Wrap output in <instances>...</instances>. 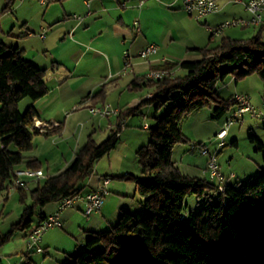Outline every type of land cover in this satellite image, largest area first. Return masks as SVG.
Returning a JSON list of instances; mask_svg holds the SVG:
<instances>
[{"label": "trees", "instance_id": "1", "mask_svg": "<svg viewBox=\"0 0 264 264\" xmlns=\"http://www.w3.org/2000/svg\"><path fill=\"white\" fill-rule=\"evenodd\" d=\"M14 1L6 0L2 11L9 10ZM262 29L264 25L245 39L221 37L214 46L198 48L199 59L158 66H178L183 74L131 81L151 88L154 94L119 112L118 131L121 121L141 105L152 104L155 112L166 106L162 114L154 115L147 143L136 150L144 178L134 179L144 213L136 217L122 210L109 228L89 231L83 249L67 254L61 264H264V171L244 184H223L219 191L215 182L186 175L171 159L174 144L186 141L180 124L187 115L212 101L213 118L219 119L235 106L233 96L225 99L217 94V85L227 74L235 81L251 72L264 79ZM44 73L19 47L0 43V199L6 198L15 169L40 168L38 160L27 153L33 148L32 138L46 132L33 126L39 117L35 106L28 104L20 111L19 104L24 98L35 100L47 92ZM173 92L179 97L174 98ZM118 138L111 132L96 142L89 135L62 170L33 186L18 187L21 215L0 234V244L18 230L28 229L29 233L45 216L38 213L32 222L36 209L81 193L95 162L116 146ZM249 138L257 143L264 161V143L254 135ZM187 195L200 201L199 209L185 211Z\"/></svg>", "mask_w": 264, "mask_h": 264}, {"label": "crops", "instance_id": "2", "mask_svg": "<svg viewBox=\"0 0 264 264\" xmlns=\"http://www.w3.org/2000/svg\"><path fill=\"white\" fill-rule=\"evenodd\" d=\"M215 1L217 10L200 19L189 15L183 6L174 5L177 0H15L9 10L0 12V43L19 47L25 58L45 69L43 81L47 92L26 103V106L33 104L39 113L34 122L48 126L46 134H41L48 136L46 139L56 136L55 143L60 144L56 153L64 158L58 165L54 162L53 171L48 173L51 157L47 158L45 149H38L40 141L34 145L33 139L35 150L27 154L38 160L45 176L57 173L72 161L75 151H70L69 144H63V141L74 136L72 132L76 126L94 128L95 123L99 127L105 122L104 125L110 128L112 121H116L117 116L114 115L102 117L90 113V106L107 103L123 109L138 103L153 90L133 85L131 81L154 67L196 60L200 54L191 51L210 46L204 38L206 32L207 39L213 37L208 26L218 25L232 17L246 18L250 15L245 8L247 0ZM5 3L6 0H0L2 10ZM235 5L239 6L232 8ZM161 13L167 15H164L165 20L160 18ZM215 15L217 21H213ZM134 21H138V31L134 28ZM261 25L264 23L248 27ZM151 42L157 43V53L147 59L140 58L138 51ZM123 50H128L131 55V70L125 74H122ZM174 70L175 75L183 74L178 66ZM241 90L235 89L230 97L235 93H246L245 89ZM262 95L264 91L251 103L258 105ZM66 131L69 133L64 136ZM66 152L69 153L67 157L64 156ZM41 156H45L46 168L42 165ZM20 168L25 167L17 169ZM102 176L96 173L92 178L90 175L83 183L82 192L94 189ZM8 196L9 193L6 198ZM79 203L82 209L83 205ZM45 207L37 214L53 213L57 203Z\"/></svg>", "mask_w": 264, "mask_h": 264}, {"label": "rangeland", "instance_id": "3", "mask_svg": "<svg viewBox=\"0 0 264 264\" xmlns=\"http://www.w3.org/2000/svg\"><path fill=\"white\" fill-rule=\"evenodd\" d=\"M234 4V3H233ZM181 5V0H177L176 4ZM233 6L232 8H236ZM0 4V12H2ZM186 13V12H185ZM161 13L160 18L165 20V15ZM195 20V19H193ZM197 20H195L196 22ZM213 21H217V16H213ZM200 23V21H197ZM259 31L258 28L248 26H229L222 30L219 35L208 38L205 35L207 45H216L221 37L229 36L231 38H248ZM261 38H264V29H262ZM208 40V42H207ZM185 42V41H184ZM181 42V43H184ZM191 52H197L198 49ZM201 57V54L198 58ZM197 58V59H198ZM226 84L225 87L223 84ZM235 89L242 91L251 96V101L256 100L261 91H264V79H261L256 72L248 73L237 80L231 73L224 77L222 82L217 85V94L222 98H229L230 93ZM174 98L179 95L172 93ZM145 97V96H144ZM29 99H23L19 104L22 111L26 107ZM125 100V99H124ZM209 101L204 107L191 112L181 121V131L186 141H180L174 144L171 149V159L178 169L189 176L206 178L205 166L209 156L216 152V159L220 172L223 175V183L230 185H240L247 182L248 179L256 176L264 171V161H262V152L257 150V143L250 140L249 135H254L260 142L264 143V117H253L249 114L244 115L243 123H234L227 130L229 133L224 137V144L218 147V140L215 137V131L227 117L228 113L223 114L219 119L213 118V105ZM111 106L115 107V105ZM127 106V105H126ZM166 106H160L155 112L152 104H143L133 114L126 117V125L122 126L119 131L120 136L114 148L102 155L93 166V175L98 173L106 175L110 178L108 183V193L103 197V202L98 214L92 213L89 216L83 215L80 203L76 202L72 207H66L62 210L60 220L62 225L47 229L41 236L39 245L41 252H35L27 249L26 238L27 230H18L10 238L0 244V264H61L67 254L74 253L83 249L84 241L89 231H99L109 228L117 220L122 210H127L140 217L144 213V207L141 203V197L136 190L135 179L144 178L141 173L140 164L136 154L137 147L145 145L149 138L150 129L154 126V115L162 114ZM84 112V111H83ZM112 116V115H111ZM148 123V127H143V122ZM116 124V121H112ZM84 123V122H82ZM102 122L98 127L94 124V128L78 125L73 137H68L63 144H69L70 151H76L81 147L89 135L96 141L100 142L112 132L111 128ZM69 132H64V136ZM72 135V134H71ZM48 136L37 134L34 136V145L36 141H40L38 148L40 151L45 149L47 158L51 157L48 165V173H51L54 162L56 165L63 162V157L56 153V136L52 139ZM52 140V143H51ZM235 141V143H232ZM46 144V145H45ZM33 148L35 150V146ZM200 145H206L209 148L208 153L200 151ZM65 152V151H64ZM68 152V151H67ZM67 152L65 157L69 155ZM71 154V153H70ZM67 159V158H66ZM43 167H47L45 156H41ZM95 177V176H94ZM33 182L29 180V186ZM224 187V186H223ZM7 198L0 199V233H5L10 225L17 222L21 215L22 203L20 201V192L18 190H10ZM7 196V195H6ZM28 199V200H27ZM27 203L29 198H27ZM55 202L45 204V208L54 205ZM185 211H196L200 208L201 203L194 195H187L184 200ZM32 217V222L36 219L37 211ZM46 210V209H45Z\"/></svg>", "mask_w": 264, "mask_h": 264}, {"label": "built area", "instance_id": "4", "mask_svg": "<svg viewBox=\"0 0 264 264\" xmlns=\"http://www.w3.org/2000/svg\"><path fill=\"white\" fill-rule=\"evenodd\" d=\"M184 10L195 19H200L203 16L217 10L218 5L215 0H181ZM245 8L249 12V17H232L224 20L215 26H208V30L211 36L219 35L223 29L229 26H258L264 23V0H247L245 3ZM75 16V15H74ZM76 17V16H75ZM134 28L138 31L139 24L138 21H134ZM43 36V33H41ZM158 45L157 43H148L143 46L137 53L140 58L147 59L149 56L157 53ZM131 55L128 50H123L124 66L122 68V74L131 70ZM175 76L174 68H152L148 70L142 78L148 80H158L162 78H168ZM154 92L147 93L146 97L153 96ZM233 98L236 102L234 108L228 113V117L222 122L220 128L216 131L215 137L218 140L217 146L222 147L225 145L224 137L226 136L228 128L234 123H242L245 114H249L253 117H264V95L258 105L251 103L250 97L246 93H235ZM122 109L119 107H113L110 104H100L89 107V111L92 114H97L99 116H118ZM124 120L121 121L120 125H124ZM59 124L56 123V126ZM40 133L47 132V124L36 123L33 124ZM143 127H148L147 121L143 122ZM116 135H119L117 124H111L109 126ZM200 151L202 153H208L209 148L206 145H200ZM216 152L209 156L207 161L205 172L207 173V178L212 182L217 184V189L219 191L223 190V175L220 172L219 165L217 163ZM45 177L42 168H20L15 169V177L9 189L15 190L18 187L27 188L29 180L33 183L39 181ZM110 178L105 176L100 179L97 186L87 192L75 193L62 198L57 203V209L50 214L45 215L41 221L34 225L26 238L27 249L33 250L35 252H41L42 248L39 245L42 234L50 228L61 226L60 213L66 207H72L76 202H81L83 205L82 211L83 215L89 216L92 213L98 212L101 208L103 197L108 193V183Z\"/></svg>", "mask_w": 264, "mask_h": 264}]
</instances>
